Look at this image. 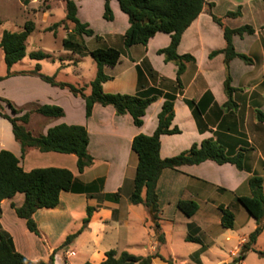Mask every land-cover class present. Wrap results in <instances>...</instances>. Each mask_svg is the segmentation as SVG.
<instances>
[{"label":"crops","instance_id":"0c3cea01","mask_svg":"<svg viewBox=\"0 0 264 264\" xmlns=\"http://www.w3.org/2000/svg\"><path fill=\"white\" fill-rule=\"evenodd\" d=\"M222 3L230 9L218 13L217 9ZM111 7L114 13L112 21L116 20L118 13L125 19L120 32L122 36L130 26L128 15L120 9L117 0H111ZM239 8L241 16H226L229 11ZM261 8L264 10V0H206L203 11L182 35L178 53L190 54L195 61L187 63L181 76L184 89L175 100L172 127H178L181 132L161 135V157L178 155L195 143L200 145L205 139L218 141L227 154L242 151L245 157L243 169L230 162L219 164L208 159L199 164L163 170L157 185L161 231L166 239L161 246L155 238L159 232L147 221L149 214L146 207L130 203L129 197L138 165V155L132 150V141L138 134L152 135L155 132L164 98L157 99L147 108L143 124L137 126L130 113L118 115L112 105L104 106L100 103L94 105L89 118L86 117L85 107L82 114L74 116L76 96L69 89L50 86L37 76L18 74L0 80V97L10 100L18 108H26V104L31 102L58 105L64 109V115L59 117L34 112L26 124L34 135H45L50 127L61 123L85 125L89 133L88 150L94 162L79 172L75 154L41 152L33 147L23 153L20 142L14 136L11 122L2 117L0 151L6 149L13 152L25 171L55 166L70 169L77 181L84 184L102 180L100 192L62 191L58 207L37 210L34 218L42 238L30 232L25 220L17 216L12 208L13 203L17 206L24 203V193L19 192L12 198L2 200L0 228L12 236L16 249L33 261H47L69 235L83 228L87 208L94 207L90 220L73 241L55 253V264H72L74 257L78 264H98L111 249L119 252L127 250L134 254L131 247H141L138 255L145 256L162 247L169 249L175 237L187 244L191 251L186 256H179L182 259L180 264L200 262L205 254L215 249L223 252L224 248L228 256L221 252L219 256L223 259L217 264H232L250 233L257 227L255 218L243 205L245 210L239 206L238 198L251 195L248 181L252 176L260 175L264 184V120L258 117L259 111L264 112V18L256 27L245 18L247 11L252 15ZM213 15L224 17V23L230 28L251 25L255 29L252 34L233 36L235 49L246 54L251 61L248 63L236 57L230 62L232 86L235 88L232 98L234 105L230 108L224 106L228 100L224 86L225 54L219 52L210 57L213 51L222 50L226 46L223 28L215 22ZM170 41V34L157 32L146 46L137 44L126 47L125 53L120 50V62L112 67L104 66L105 74L111 79L103 83V90L107 93L136 94L144 88L155 86L165 92L172 91L178 67L173 62H166L164 56L158 54V50L168 46ZM71 63L76 62L63 63L55 75ZM31 68L15 71H30ZM150 69L157 73L156 77L151 76ZM206 92H210L213 98H206L201 104L203 111L199 117V129L197 119L185 100L199 101ZM117 191L121 195L118 202L102 197L105 193ZM180 200L196 201L199 204L198 211L192 216H186L177 207ZM222 206L234 212L233 228L222 226ZM239 216H242L241 222ZM189 234L198 237L201 242L189 241ZM262 235L264 230L255 248L264 252L258 244ZM203 246L205 249L201 251ZM43 250L47 252L46 257L41 255ZM198 251L200 255L197 260L195 255ZM247 258L248 254L240 264H247ZM152 264L167 263L158 257Z\"/></svg>","mask_w":264,"mask_h":264},{"label":"trees","instance_id":"16d2710c","mask_svg":"<svg viewBox=\"0 0 264 264\" xmlns=\"http://www.w3.org/2000/svg\"><path fill=\"white\" fill-rule=\"evenodd\" d=\"M28 1V0H25ZM66 3V19L56 22L50 29H56L65 21L74 24L71 34L63 39V45L66 49L74 52L83 53L88 51L97 62L98 70L95 78L90 82V92L86 91L85 86H77L65 81H58L56 76L45 75L41 72L40 64L30 71H11L14 64L22 61L27 54V40L30 34L35 30V22L28 20L25 22L22 30H5L0 40V48L4 53L5 63L8 72L0 76V80L13 75L30 74L40 76L44 81L61 88H68L74 95L81 96L85 100V114L89 118L92 115L93 107L96 103L104 106L112 105L118 115L130 113L134 123L137 126L143 124V117L147 108L157 99L163 97L164 103L162 110L158 115V126L152 135L138 134L132 141V150L138 155V165L134 178L133 191L129 197L132 204H143L149 214L147 221L152 222L154 229L159 231L155 236L159 245L166 242L165 234L161 229V208L157 185L164 169L178 168L183 165L199 164L205 160L212 159L219 164L233 163L238 168L243 169L245 154L240 151L234 154H227L224 147L212 139H205L200 145L193 144L191 148L181 152L178 155L162 158L160 155L161 135L180 133L178 127H172L175 117V100L182 93L184 84L181 76L186 70L187 63L194 62L195 58L190 54H179L178 46L184 31L203 11L206 0H117L120 9L128 15L130 26L123 35L125 47L141 44L146 46L149 39L157 32L170 34V44L158 50V54L164 56L166 62H173L177 65V78L174 81L172 91L165 92L161 88L151 86L144 88L136 94L126 93H107L103 90V83L111 79L105 74L104 66H115L121 60V51L113 46L96 47L88 50L84 40L86 36L97 35L87 22H82L78 17V6L74 0H64ZM242 15L239 8L236 11H229L227 17H238ZM103 17L112 21L114 13L111 7V0H104ZM213 19L224 31L226 46L222 50L213 51L210 57L217 53L225 54L226 79L224 82L225 91L228 100L225 107H233V94L235 88L232 86V76L230 74V62L239 57L245 62L251 59L243 53H239L234 46L233 36L235 34H252L255 29L251 25H243L238 28H230L224 23V17L213 15ZM264 27V26H263ZM76 36V37H75ZM30 57L35 60L50 58L51 56L43 51H34ZM152 77L157 73L150 69ZM206 98H213L210 92H206L201 100L196 101L186 99V103L192 109L197 119L199 129V117L202 114V102ZM4 103L10 109L12 115L5 112L2 105ZM40 113L49 117H59L64 115V109L58 105L44 104L24 111L18 108L6 98L0 97V117L8 119L13 127V133L22 146L23 153L29 147L38 149L41 152H58L66 154H75L77 156V167L79 172H83L86 167L94 162V157L89 153V133L87 127L82 124L61 123L50 127L45 135H34L26 124L30 121L31 115ZM259 120H264V112H258ZM251 189L250 196H241L238 201L244 206L247 212L257 221L256 229L250 233L248 240L243 244L239 255L232 264H240L250 251H256L261 255L264 252L255 248L258 237L264 230V184L260 175L252 176L249 181ZM102 180L91 184H84L77 181L73 172L63 167H37L30 171H25L20 165L19 158L11 151L2 149L0 151V202L7 198H12L17 193H24L25 200L21 206L14 203L12 208L20 218L26 222L27 229L42 238L38 223L34 214L39 209H51L59 206L60 194L62 191L75 192H100ZM120 191L114 193H105L103 198L118 202L120 200ZM178 209L186 216L194 215L199 204L194 200H180ZM95 210L94 207L87 208V217L84 219V226L90 220ZM222 217L221 224L224 228H233L235 224V214L232 210L220 207ZM83 226V228H84ZM82 228V229H83ZM81 229V230H82ZM69 235L64 243L51 254L49 259L33 261L19 252L14 244L12 236L0 228V264H55V253L59 249L66 248L81 231ZM189 241L201 242L198 237L191 234L187 237ZM205 249L204 246L201 251ZM200 251L195 255L198 260ZM160 257L167 264H176L171 257L163 256L159 250L145 256L135 255L127 250L121 252L111 249L106 252V258L98 264H152L155 258ZM85 264H94L86 262Z\"/></svg>","mask_w":264,"mask_h":264},{"label":"rangeland","instance_id":"374dc122","mask_svg":"<svg viewBox=\"0 0 264 264\" xmlns=\"http://www.w3.org/2000/svg\"><path fill=\"white\" fill-rule=\"evenodd\" d=\"M74 1L78 6V17L82 22L89 23L90 27L94 29L95 33L100 36V38L86 35L81 37L84 40L87 49L91 50L96 47L113 46L124 51L125 53L126 47L124 45V38L123 35H120L121 29L125 25V19L123 15L118 13L116 20L108 21L103 17L104 0ZM227 7L228 6L226 4L222 3L217 9V12L223 13V11L230 9ZM261 9L262 10L258 9L256 14L254 13L252 15L248 11L246 12L245 18L247 21H251V24H253L255 27L264 18V10L263 8ZM65 19L66 3L64 0H0V40L5 30L19 31L23 29L26 21H34L35 30L30 34L27 40V54L22 61L12 66L11 71H15L16 69H28L30 67H32L31 69H34L37 64H40L41 72L43 74L54 76L60 65L75 61L76 63H71L70 65H67L61 69V72L57 76L55 75L56 79L58 81H65L77 86H85L86 91L89 92L90 81H92V79L97 74V62L88 51L78 53L68 50L64 47L62 42L65 37L71 34L70 32L73 29L74 24L66 20L65 25L62 24L56 29H50L54 23ZM34 51H43L49 54L51 57L41 60L32 59L30 54ZM66 53H68V56ZM52 59H54V61H52ZM75 66H78V68ZM7 72L8 67L5 63L4 53L0 48V76L6 75ZM37 77L50 86H54L44 81L40 76ZM76 98L77 102L74 103L73 114L74 116H79L82 114V111L84 112L85 102L81 96H76ZM2 105L5 108V112L12 115L10 109L7 108L4 103H2ZM39 105L40 104H34L30 102L26 104V108L21 109L28 111ZM239 206H241L242 210H245L242 207V204L239 203ZM241 221L242 216H239V222ZM149 223L154 229L152 222L149 221ZM172 242V246H170L169 249L162 247L159 249V251L165 253L168 256L170 255L176 264H180L182 259L179 256H186L190 254L191 251L187 244L181 242L180 238L175 237ZM258 244L261 249H264V235L260 237ZM141 250V247H131V251L136 255H138ZM58 251H61V249ZM221 252L222 251L215 249L212 252L202 256L200 262L194 261L193 263L217 264L221 259H223L221 258L222 256H219ZM46 253L47 252L43 250V252H41L42 257H46ZM222 253H224V256H228L226 248H224ZM189 260H191L190 257ZM245 261L247 264H264V256L260 255L258 252L250 251L248 253V258ZM71 263L78 264L76 257L72 258Z\"/></svg>","mask_w":264,"mask_h":264}]
</instances>
